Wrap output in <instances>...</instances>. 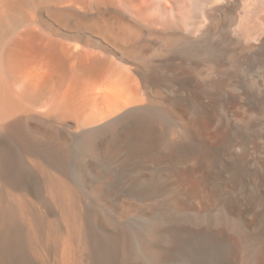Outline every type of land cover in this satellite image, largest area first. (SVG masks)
Here are the masks:
<instances>
[{
	"label": "bare ground",
	"instance_id": "6f19581e",
	"mask_svg": "<svg viewBox=\"0 0 264 264\" xmlns=\"http://www.w3.org/2000/svg\"><path fill=\"white\" fill-rule=\"evenodd\" d=\"M0 264H264V0H0Z\"/></svg>",
	"mask_w": 264,
	"mask_h": 264
},
{
	"label": "rangeland",
	"instance_id": "374dc122",
	"mask_svg": "<svg viewBox=\"0 0 264 264\" xmlns=\"http://www.w3.org/2000/svg\"><path fill=\"white\" fill-rule=\"evenodd\" d=\"M213 134H214V132L211 133V135H213Z\"/></svg>",
	"mask_w": 264,
	"mask_h": 264
}]
</instances>
